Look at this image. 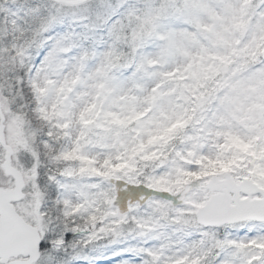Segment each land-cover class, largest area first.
<instances>
[{
    "label": "snow or ice",
    "instance_id": "snow-or-ice-1",
    "mask_svg": "<svg viewBox=\"0 0 264 264\" xmlns=\"http://www.w3.org/2000/svg\"><path fill=\"white\" fill-rule=\"evenodd\" d=\"M0 264H264V0H0Z\"/></svg>",
    "mask_w": 264,
    "mask_h": 264
}]
</instances>
